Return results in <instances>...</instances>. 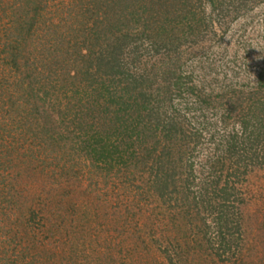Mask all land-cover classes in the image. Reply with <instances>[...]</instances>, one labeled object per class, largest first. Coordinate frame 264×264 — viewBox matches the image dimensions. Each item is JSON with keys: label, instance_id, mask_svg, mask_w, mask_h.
Masks as SVG:
<instances>
[{"label": "trees", "instance_id": "16d2710c", "mask_svg": "<svg viewBox=\"0 0 264 264\" xmlns=\"http://www.w3.org/2000/svg\"><path fill=\"white\" fill-rule=\"evenodd\" d=\"M263 5L0 0V264H251Z\"/></svg>", "mask_w": 264, "mask_h": 264}, {"label": "rangeland", "instance_id": "374dc122", "mask_svg": "<svg viewBox=\"0 0 264 264\" xmlns=\"http://www.w3.org/2000/svg\"><path fill=\"white\" fill-rule=\"evenodd\" d=\"M236 26L237 24L234 28ZM221 45L224 46L225 42L223 41ZM215 48L216 46L214 45ZM229 71L230 69H228V75ZM240 189L244 191L243 197L245 198V203H236V206L237 204L241 206L240 210L242 214L240 242L238 245L241 253L240 256H243V259H247L251 264H264V167L253 171L247 180H244ZM99 233L94 232L90 237L92 239L97 237V239H100ZM106 235H108L107 232ZM148 252L152 256L142 257V259L148 257L152 263L154 261L152 257L154 256L156 261L158 260L161 264H171L170 260L164 258V255L162 256L155 247L149 248ZM240 256L239 258H241ZM231 260L228 259L227 261L230 262ZM230 264L234 263L231 261Z\"/></svg>", "mask_w": 264, "mask_h": 264}]
</instances>
